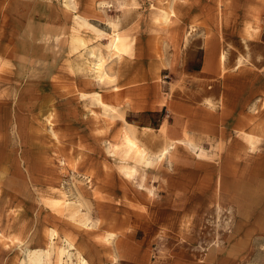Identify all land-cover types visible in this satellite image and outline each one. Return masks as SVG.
I'll list each match as a JSON object with an SVG mask.
<instances>
[{
	"label": "rangeland",
	"instance_id": "rangeland-1",
	"mask_svg": "<svg viewBox=\"0 0 264 264\" xmlns=\"http://www.w3.org/2000/svg\"><path fill=\"white\" fill-rule=\"evenodd\" d=\"M236 75L264 89V0H0V264H264Z\"/></svg>",
	"mask_w": 264,
	"mask_h": 264
},
{
	"label": "crops",
	"instance_id": "crops-1",
	"mask_svg": "<svg viewBox=\"0 0 264 264\" xmlns=\"http://www.w3.org/2000/svg\"><path fill=\"white\" fill-rule=\"evenodd\" d=\"M253 10H256V11L253 12ZM250 15H251L250 20L253 23V25L255 24L254 23L255 17L258 19L259 23L262 24L260 17H259V11L255 6H254V8H252ZM243 34L246 35V32ZM209 54H211V52H209L208 55ZM212 56H215V55L212 54ZM204 66H205V64H204ZM213 67L214 66L211 65V69L209 70L210 67L208 66L207 71L212 72ZM235 77H236V80L238 81V83H236L234 90H233V88L230 87L231 81L229 79L224 78V80H222L221 98L223 101V111H222V117L221 118L224 120L231 119V117L235 118V116H236V118L239 119L238 114L243 112L242 106H243L244 102L248 100L249 104H252L251 102L260 96L258 94V91H260L261 89L264 90L263 87H261V85L258 82L256 84L251 82V84H250L251 87L250 86L248 87V81L243 80L242 76L236 75ZM231 91H234L233 92L234 97H231V95H230ZM257 105L258 104L255 103L253 106L255 107ZM261 105H263V103H261ZM248 115L254 116V114L250 113V112L248 113ZM239 120H241V119H239Z\"/></svg>",
	"mask_w": 264,
	"mask_h": 264
},
{
	"label": "bare ground",
	"instance_id": "bare-ground-1",
	"mask_svg": "<svg viewBox=\"0 0 264 264\" xmlns=\"http://www.w3.org/2000/svg\"><path fill=\"white\" fill-rule=\"evenodd\" d=\"M161 8H162V10L164 11V13H166L167 12V15H169V7H168V4H163V5H161ZM166 15V14H165ZM255 24H256V22H255ZM249 25H247V27L245 28V31L248 33V36H250V27H248ZM258 29V27H253L252 28V30L254 31V32H256V30ZM122 39L123 38H121V36L117 33L114 37H113V39H112V41H111V43H110V47H111V49L116 53V55L118 54V55H120L121 53H123V45H122ZM123 42H124V40H123ZM124 44V43H123ZM126 47V46H125ZM124 47V48H125ZM157 53V52H156ZM221 60V62H222V59H220ZM99 68H100V66H98ZM131 143V145H132V147L133 148H135L137 151H138V149H139V147L134 143V142H130ZM168 151H167V149H164L160 154H159V156H158V159L161 161L162 159H163V157L165 156V154L167 153ZM90 228V227H89ZM89 230V229H88ZM112 234V233H111ZM108 235H109V233H108ZM108 235H105V236H103V237H107ZM112 236H113V234H112ZM2 237V234L0 233V238ZM12 237H13V235H9L7 238L9 239V241L10 242H13V239H12ZM99 237H101V236H99ZM3 238V237H2ZM111 238V237H110ZM102 239V238H101ZM106 239V242L107 241H109V239H107V238H105ZM103 241H104V239H103ZM111 242V241H110ZM103 244H104V242H102ZM107 244V243H106ZM105 245V244H104ZM110 245V244H109ZM33 254V253H32ZM34 255V254H33ZM114 257V256H113ZM111 258V257H110ZM35 259V258H34ZM38 259H39V257H38ZM37 259V260H38ZM36 261V260H35ZM81 264H84V262H83V260L81 261Z\"/></svg>",
	"mask_w": 264,
	"mask_h": 264
}]
</instances>
